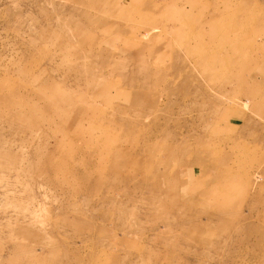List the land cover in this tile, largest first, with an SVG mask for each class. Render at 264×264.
<instances>
[{"label":"rangeland","instance_id":"rangeland-1","mask_svg":"<svg viewBox=\"0 0 264 264\" xmlns=\"http://www.w3.org/2000/svg\"><path fill=\"white\" fill-rule=\"evenodd\" d=\"M263 52L264 0H0V264H264Z\"/></svg>","mask_w":264,"mask_h":264},{"label":"bare ground","instance_id":"bare-ground-1","mask_svg":"<svg viewBox=\"0 0 264 264\" xmlns=\"http://www.w3.org/2000/svg\"><path fill=\"white\" fill-rule=\"evenodd\" d=\"M264 53V52H263ZM254 70V69H253ZM241 81V80H240Z\"/></svg>","mask_w":264,"mask_h":264}]
</instances>
